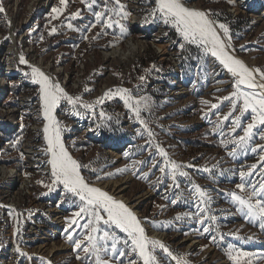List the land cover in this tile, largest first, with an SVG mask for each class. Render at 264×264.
<instances>
[{
	"label": "rangeland",
	"instance_id": "1",
	"mask_svg": "<svg viewBox=\"0 0 264 264\" xmlns=\"http://www.w3.org/2000/svg\"><path fill=\"white\" fill-rule=\"evenodd\" d=\"M186 1L204 10L211 9L218 23L229 26L230 48L253 68L264 70V0ZM104 3L111 8L115 0H96L92 9L84 0H69L65 10L53 19L52 9L63 7L60 0H0V7L4 9L0 12V128L3 126L0 160L20 166L33 176L36 188L49 193L37 183L38 180L50 182L48 157L43 153L46 141L40 86L26 75L31 67L21 64L18 54L33 57L52 74L54 82L63 84L69 95L80 97L75 110L65 100L57 110L58 120L65 129L64 143L76 160L87 165L81 168L87 180L123 181L117 193L138 210L147 231L162 233L172 256L188 264H234L226 251L230 244L255 254L252 264H264V229L258 222H249L231 198L232 192H240L236 188L239 183L248 181L259 186L262 180L259 166L243 180L239 173L248 171L250 165L259 161V150L251 149L255 144H264V140L255 138L246 152L237 150L236 157L229 155L234 147L232 143L227 147L220 144L222 139L234 138L229 129L234 116L240 114L238 105L232 117L227 121L222 119L231 110L230 101L222 98L234 91V78L215 57L205 54L198 46L186 45V50H181L179 44L183 40L179 33L162 20L153 17L145 23V17L155 7V0H121L125 11L130 13L124 19L115 13H106V17L111 15L121 20L128 31L126 36H121L117 24L106 28L102 21L91 28L95 23L94 11H99ZM76 12L80 14L73 16ZM136 21L152 30L145 33L135 27ZM69 23L72 28H68ZM53 27L57 29L55 33L51 32ZM97 33H100L98 37ZM132 39L145 43L144 49H138L133 58L122 61L106 56L107 51L126 47ZM161 44L166 45L167 53L160 51ZM141 76L145 77L143 81ZM117 88L129 89L133 102L141 97L148 99V107L141 108L140 115L147 127L136 119L120 96L97 103L105 92ZM84 104H92L93 108L86 109ZM211 104H217L218 108H211ZM10 108H14L17 117L15 126L2 122L11 115ZM249 122L250 112L243 115L242 126ZM235 135H243L242 130L237 129ZM17 137L20 142L13 147L12 142ZM31 137L38 146L34 158L24 147ZM160 148L167 153V158L159 154ZM166 159L181 165L180 171L188 173L187 176L177 175L179 188L172 184L170 167H166L164 173L159 171L160 167H165ZM140 161L144 163H137ZM125 168L126 171H117ZM144 174L147 179L143 178ZM98 176L101 179H97ZM194 185L211 197L210 203L201 207L208 208L202 215L215 216L214 221L205 219L201 224L198 217L192 216L176 220L178 214L199 211L200 201ZM250 192L248 188L240 194L247 196ZM177 196L180 197L178 202L171 203ZM59 202L66 206V218L70 217L75 210L70 197L64 193ZM66 218L60 240L53 241L51 247L56 243L62 248L50 249L51 259L55 264H92L94 258L89 257L88 261L76 258L77 255L84 257L85 253L75 251L73 244L67 241ZM104 227L121 238L126 237L114 226ZM204 227H209L210 231L204 232ZM86 231L76 228V238H82ZM156 254L161 264H175L162 250L157 249ZM106 258L112 259L114 264L119 261L127 264L129 259H136V254Z\"/></svg>",
	"mask_w": 264,
	"mask_h": 264
},
{
	"label": "snow or ice",
	"instance_id": "2",
	"mask_svg": "<svg viewBox=\"0 0 264 264\" xmlns=\"http://www.w3.org/2000/svg\"><path fill=\"white\" fill-rule=\"evenodd\" d=\"M69 0H60L63 7H56L52 9L55 15L53 19L57 18L67 7ZM89 9L93 8L96 0H84ZM3 7H0V12H3ZM106 13H115L117 16L124 19L130 15L125 11V6L121 4V0H115L114 5L110 8L107 3H104L99 11H94L95 23L90 27L94 28L96 24L104 22L106 28L113 27V24L119 25L121 36H126L128 31L120 19H113L111 15L106 17ZM80 13H73V16H78ZM214 13L211 9L201 10L194 7L187 6L185 0H155V7L145 17L144 22H150V18H157L163 21L165 25H170L175 29L182 38L183 43L179 44L181 50H186V45H196L203 50L205 54H210L215 57L221 65L234 78V91L228 96L223 97V100H228L231 103V110L225 114L222 119L227 121L232 117L233 113L237 111L239 105V115L234 116L231 121V128L229 132L234 134L231 141L221 140L220 144L227 147L229 143L234 145L229 152L230 156L236 157L238 151L246 152L250 143L255 138L264 140V70L261 68L249 67L243 60L237 58L232 54L228 41L231 40L229 26L225 23H218L213 18ZM68 28L73 25L69 23ZM222 30V31H220ZM57 29L53 27L52 33ZM100 33H97V37ZM88 37L85 36V39ZM96 38V37H94ZM243 47V46H241ZM19 62L27 64L28 61L23 55L20 56ZM155 68V65H153ZM30 79L40 86V99L42 101L43 119L46 121L43 127L44 140L46 147L43 153L48 157L46 163L50 166L49 175L50 182L46 183L44 180H38L48 192H53L57 187H62L63 192L70 197V203L75 205V210L70 217H67V226L64 229L66 239L72 243L74 250L85 253L84 257L77 255V259L89 260V257L94 258L92 264H114L112 259L106 257H124L129 253H135L136 259H129L127 264H137V261L142 264H161L157 256V249L162 250L168 256L178 261V264H188L186 260L180 257L172 256L170 249L160 240L148 236L141 219L133 212V210L123 201L116 199L107 191L100 187L90 184L81 174V168L87 167L82 165L78 160L73 158L72 154L66 147L62 133L64 126L57 119L55 113L57 107L62 100L67 101L75 110L76 105L80 102V97H73L69 95L59 83L52 80L40 68L32 66L31 72L26 73ZM259 76V81L257 80ZM145 77L141 76L140 80ZM245 88L250 89L245 90ZM258 90V91H257ZM113 96H120L123 98L125 106L129 108L141 124H145L144 120L140 119L141 108L148 107V99L141 97L133 102V97L129 89L117 88L115 91L109 89L105 92L104 97L98 99L97 103H103L105 98L111 99ZM208 104V101H203ZM84 108H93L92 104H84ZM211 108H218L217 104H211ZM250 112L251 122L242 126V117L245 113ZM80 115L81 113L76 112ZM95 114V113H93ZM104 113L101 112V116ZM219 115V113H217ZM237 129H241L243 135H235ZM151 135V132H149ZM20 142L17 137L12 142L13 147ZM259 150V161L256 164L249 166L248 171H240V177H248L253 174V171L259 166V171L262 175V180L257 184L244 181L236 185L240 190L239 193L232 192V201L239 206V211L249 220V222L257 223L261 229H264V144H255L251 151ZM159 154L167 158V153L163 148L159 149ZM127 155V153H126ZM23 158V153H21ZM137 163H144L143 161ZM134 166V165H133ZM156 166L155 164L153 165ZM191 166V165H189ZM166 167H170V175L172 184L175 188H179L177 182V175L187 176V172H181V165L174 161H165V167H160L159 171L164 173ZM125 169H118V172L126 171ZM25 175H30L25 173ZM113 175L112 173L108 174ZM147 179V174L143 175ZM101 179V177H97ZM159 182V178H158ZM248 188L251 192L245 196L244 193ZM195 192L199 198L200 204L197 205L199 211L195 214L184 213L178 214L176 220L179 221L186 216L198 217L201 224L205 223V219L215 220L216 217H205L202 213L208 211V208L201 207L207 205L211 201L205 190L198 185H194ZM167 198V197H166ZM180 199L177 196L171 200V203L176 204ZM0 207H6L0 205ZM84 221V223H81ZM75 226V227H74ZM104 226H114L116 229L126 234L125 238H121L110 228ZM76 228H83L87 231L82 234V238H76ZM19 231V229H17ZM204 232L210 231L209 227H204ZM223 238V237H221ZM215 241L216 237L213 236ZM0 247L3 244L0 243ZM124 249H128L126 252ZM227 251L228 257L234 264H252L251 258L255 255L238 248L236 245H229ZM17 252L22 256L26 253L20 252L17 247ZM31 259V257H28ZM51 264V261L48 262ZM123 264V261H119Z\"/></svg>",
	"mask_w": 264,
	"mask_h": 264
},
{
	"label": "built area",
	"instance_id": "3",
	"mask_svg": "<svg viewBox=\"0 0 264 264\" xmlns=\"http://www.w3.org/2000/svg\"><path fill=\"white\" fill-rule=\"evenodd\" d=\"M12 109H9L11 115L2 121L3 124L16 125L17 117ZM28 141L33 143L35 154L26 151L34 158L36 141L32 137ZM1 167L7 169L12 178L3 176ZM25 173L20 166L0 160V205L6 206L0 207V243L3 244L0 247V264H48L53 257L46 252L38 253L34 248L37 244L52 241L51 238H61L62 226L65 224L67 209L59 202L64 194L62 187L45 194L42 189L36 188L33 176ZM11 190L16 191L12 197L8 196L13 193ZM17 247L27 255H20Z\"/></svg>",
	"mask_w": 264,
	"mask_h": 264
},
{
	"label": "bare ground",
	"instance_id": "4",
	"mask_svg": "<svg viewBox=\"0 0 264 264\" xmlns=\"http://www.w3.org/2000/svg\"><path fill=\"white\" fill-rule=\"evenodd\" d=\"M187 6L189 7H194V8H197V9H201V10H204L202 7L198 6L197 4H190L188 3L186 0H185ZM135 27L137 28H140L142 30L145 31V33H148L150 32V30H152V27H147L145 25H143L140 21H136L135 23ZM151 28V29H150ZM160 46V51L162 53H167L168 49L166 47L165 44H161L159 45ZM145 47V43L143 42H135L133 39L132 40H128V43L126 44V47L124 46H121V47H117V48H114L110 51H107L105 54L106 56H109V57H117L119 58L120 60L124 61L126 59H130V58H133L134 55L136 54L137 50L138 49H144ZM230 50L232 51V54L235 55L237 58L243 60L249 67H252L248 64L247 60L244 59L242 56H240L239 54L235 53L231 48ZM19 56V59H20V56L21 54H18ZM25 57V56H24ZM25 59H27L28 63L27 65H29L31 68L32 66H35V67H38L40 68L46 75H48L49 77L52 76V74L46 70L40 63H37L35 61V59L33 57L31 58H27L25 57ZM13 69V68H12ZM227 71V69H226ZM227 74H230L228 71H227ZM259 76H257V80L259 81ZM61 87H63V84L62 83H59ZM64 88V87H63ZM58 108V107H57ZM57 119H59V114H58V110L56 109V113H55ZM46 123V121H44V124ZM44 127V125H43ZM3 128V126L1 127ZM85 131V130H84ZM25 147H26V150L32 154H35V148L33 146V143L31 141H28L26 144H25ZM37 147V146H36ZM69 150V149H68ZM69 152L72 154L73 158H75V156L73 155V153L69 150ZM76 159V158H75ZM1 172L3 174V176H10L9 178H12L10 173L8 172L7 169H5L4 167H1ZM81 174L83 175L82 171H81ZM84 176V175H83ZM85 177V176H84ZM86 179V177H85ZM87 180V179H86ZM90 184L96 186V187H100L102 188L104 191H107L110 195L114 196L116 199L118 200H121L123 201L125 204H127L132 210L133 212L137 215V217L139 218V213H138V210L135 209L134 205L129 203L127 200H126V197H123L122 195H119L117 193V189H119V186L122 184L123 181L121 180H113V181H110L108 183H103V182H90L89 180H87ZM15 190V188L13 189ZM13 190H11L10 192H13ZM18 192V191H17ZM16 193V191H14L13 193H10L8 194V196L12 197L14 194ZM142 222V220H141ZM143 226H144V223L142 222ZM145 227V226H144ZM147 234L149 237L151 238H154V239H158L160 241H162L164 243V235L162 233H160L159 231H156V230H152L151 232H148L147 229L145 228ZM52 241H49V242H43V243H40V244H37V246L34 248L35 251H37L38 253H48L47 255H51L53 252H49V250L51 249V251L54 250V248H62L61 246L58 247L59 245L58 244H54L53 245V248L52 247V243L53 241H55L54 239L51 238ZM51 242V243H50ZM165 244V243H164ZM166 245V244H165ZM63 247H65L63 245ZM57 250V249H56ZM48 251V252H47ZM174 257H177L176 255H173ZM50 261H51V264H55V262H53V260L50 258ZM175 264H178V261L175 260ZM47 264V263H46ZM142 264V262H141Z\"/></svg>",
	"mask_w": 264,
	"mask_h": 264
},
{
	"label": "trees",
	"instance_id": "5",
	"mask_svg": "<svg viewBox=\"0 0 264 264\" xmlns=\"http://www.w3.org/2000/svg\"><path fill=\"white\" fill-rule=\"evenodd\" d=\"M4 161V160H3Z\"/></svg>",
	"mask_w": 264,
	"mask_h": 264
}]
</instances>
